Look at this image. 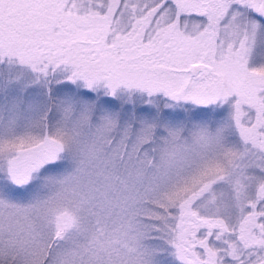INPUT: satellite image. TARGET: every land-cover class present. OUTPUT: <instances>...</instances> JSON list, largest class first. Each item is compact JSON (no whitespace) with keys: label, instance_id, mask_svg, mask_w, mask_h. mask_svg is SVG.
Wrapping results in <instances>:
<instances>
[{"label":"snow or ice","instance_id":"1","mask_svg":"<svg viewBox=\"0 0 264 264\" xmlns=\"http://www.w3.org/2000/svg\"><path fill=\"white\" fill-rule=\"evenodd\" d=\"M0 264H264V0H0Z\"/></svg>","mask_w":264,"mask_h":264}]
</instances>
